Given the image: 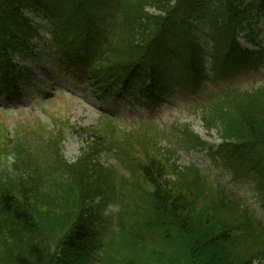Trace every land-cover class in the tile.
<instances>
[{"label": "trees", "instance_id": "trees-1", "mask_svg": "<svg viewBox=\"0 0 264 264\" xmlns=\"http://www.w3.org/2000/svg\"><path fill=\"white\" fill-rule=\"evenodd\" d=\"M259 1L0 0V88L13 92L7 80L15 76L29 80L32 69L14 59L40 57L43 41L59 67L83 74L98 95L133 90L152 107L175 84L197 85L206 57L215 76L234 61L256 67L264 60ZM36 7H43L45 29L27 15ZM240 38L255 49L241 48ZM192 112L219 144L179 123L169 131L175 143L163 146L157 126L120 129L103 116L79 129L93 139L74 162L62 154L65 123L57 117L51 129L0 125V264L264 261L256 210L206 168L180 165L176 155L180 147L207 150L241 172L256 166L263 198L264 83L212 91ZM253 151L260 153L251 157ZM104 152L126 171L103 165Z\"/></svg>", "mask_w": 264, "mask_h": 264}, {"label": "rangeland", "instance_id": "rangeland-1", "mask_svg": "<svg viewBox=\"0 0 264 264\" xmlns=\"http://www.w3.org/2000/svg\"><path fill=\"white\" fill-rule=\"evenodd\" d=\"M247 1L261 3L259 0ZM37 13L39 15L33 14L34 21L42 23L43 29L47 28L45 22L41 21L42 12L38 10ZM257 25L264 28V14L261 15ZM239 45L243 48H252L241 38ZM262 46L264 47V40ZM40 47L43 48V45L41 44ZM19 63L33 69L39 90L35 91L32 85L22 84L18 86L20 90L16 95H6L0 92V125L4 127L6 125L10 132L17 128L29 130L40 123L52 128V116L57 117L65 123L62 148L64 159L69 162L75 161L81 146L92 139L89 134L79 135V129L97 125L98 120L103 117L102 114L112 116L120 125V129L127 124L133 125V122L144 120L152 122L165 132L166 139L160 143L163 146L168 145L169 140L173 141L169 131L173 125H179V123H191L193 130L202 138L204 137L212 144H219L220 141L215 132L211 137L207 136L200 119L189 112L190 107L195 105V102L207 92L229 87L254 88L264 83V61L256 68L232 71L226 77L216 80L210 72L211 66L206 62L205 71L208 74L200 81L194 95L180 93L166 95V98L155 107L154 113L151 114L149 110L127 96L99 99L86 88L82 74L74 72L71 75L60 71L50 57L41 56L37 59L33 57L26 62L19 61ZM258 153L260 152L253 151L250 156L256 157ZM176 155H178V164L186 165L193 161L207 168L210 176L226 182L227 187H230L239 197L244 198L264 221V197L262 198L256 186L259 181V177L255 174L256 166L247 172L239 170L236 174L233 169L222 164L219 157L213 159L206 150H186L180 147L177 148ZM100 158L104 165L119 166L112 153H103ZM107 224L108 222L105 223ZM257 264H264V261Z\"/></svg>", "mask_w": 264, "mask_h": 264}, {"label": "bare ground", "instance_id": "bare-ground-1", "mask_svg": "<svg viewBox=\"0 0 264 264\" xmlns=\"http://www.w3.org/2000/svg\"><path fill=\"white\" fill-rule=\"evenodd\" d=\"M258 215V214H257ZM259 216V215H258ZM260 217V216H259Z\"/></svg>", "mask_w": 264, "mask_h": 264}]
</instances>
